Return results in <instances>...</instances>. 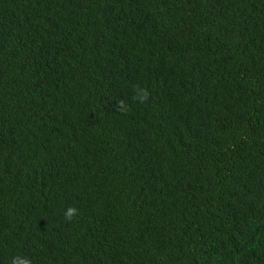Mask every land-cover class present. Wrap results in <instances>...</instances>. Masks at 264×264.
I'll use <instances>...</instances> for the list:
<instances>
[{
	"label": "trees",
	"instance_id": "16d2710c",
	"mask_svg": "<svg viewBox=\"0 0 264 264\" xmlns=\"http://www.w3.org/2000/svg\"><path fill=\"white\" fill-rule=\"evenodd\" d=\"M13 256L264 264V0H0Z\"/></svg>",
	"mask_w": 264,
	"mask_h": 264
},
{
	"label": "clouds",
	"instance_id": "9594fccd",
	"mask_svg": "<svg viewBox=\"0 0 264 264\" xmlns=\"http://www.w3.org/2000/svg\"><path fill=\"white\" fill-rule=\"evenodd\" d=\"M135 98L140 102L143 103L147 100L148 94L146 90L137 89L135 92ZM79 210L76 207H68L63 215L66 220H72L74 217L78 215ZM11 264H32L31 260L27 257L22 256H13L11 259Z\"/></svg>",
	"mask_w": 264,
	"mask_h": 264
}]
</instances>
